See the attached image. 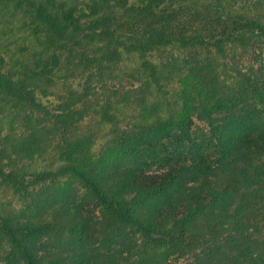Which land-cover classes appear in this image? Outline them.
Instances as JSON below:
<instances>
[{"label":"trees","instance_id":"16d2710c","mask_svg":"<svg viewBox=\"0 0 264 264\" xmlns=\"http://www.w3.org/2000/svg\"><path fill=\"white\" fill-rule=\"evenodd\" d=\"M189 1L162 9L163 0H0L24 16L42 46L36 61L17 65L18 78L0 72L1 120L28 133L6 139L0 163L12 155L58 158L41 171L0 165V186L24 202L38 187L56 188L25 212L0 203V264H178L192 254L188 264H264V0ZM49 50L100 76L106 64L135 55L149 81L135 77L141 85L116 90L121 101L149 112L154 87L175 97L182 113L163 119L155 108L152 121L124 127L118 101L93 106L88 84L51 109L39 101L53 87L42 58ZM161 51L171 52L179 76L187 70L179 86L153 62ZM92 114L106 128L102 136L79 126ZM197 116L209 123V140L190 161L153 171L158 157L147 145Z\"/></svg>","mask_w":264,"mask_h":264},{"label":"rangeland","instance_id":"374dc122","mask_svg":"<svg viewBox=\"0 0 264 264\" xmlns=\"http://www.w3.org/2000/svg\"><path fill=\"white\" fill-rule=\"evenodd\" d=\"M147 0H145L146 2ZM197 0H190V5L196 3ZM130 4L141 5L144 0H129ZM165 2L162 9H169L174 6L172 0H163ZM90 13L89 10L83 9L82 14L86 17ZM26 19L23 15L14 11L12 6L0 8V72L4 75L9 74V76L18 78L20 76V63H32L36 61L34 55L38 54L42 50V46L39 45V40L32 35V31L29 27L24 25ZM86 18L82 19V23L87 24ZM28 24V22H27ZM249 37L255 38L254 34H248ZM90 51V50H89ZM87 51L88 56H92L93 53ZM174 53V52H173ZM251 53H247L245 57V62L249 61ZM101 57V55L96 54ZM174 58H179L176 53L173 54ZM210 58L214 60H221V58L211 52L209 54ZM44 62H47L46 72L48 77L53 79V87L49 96L39 97V101L51 109L60 105L64 102L65 97L69 91H77L78 93H83L86 85L92 87L90 101L93 106L99 107L104 100L108 99L111 102H117V111L115 112L117 116L122 120V125L124 127H133L134 124L142 125L146 121H152L155 113L154 109H158L160 113L159 117L167 118L174 114L175 116L180 115L181 109L176 106L175 97L168 95L164 97L160 94L154 87L151 88L152 95L147 97V102L149 105V112L142 113V108L136 103H131L129 105L123 103L119 96L116 94V90H121L123 87L125 89L131 88V85H141L137 82L135 77H139L143 80L149 81L146 74L139 76L138 73H143L141 69V64L135 55H122V60L119 65H114L113 67L106 64L103 76H100L97 67L93 69L86 68L75 70V65L67 63V55L64 52H54L49 50L44 53L42 57ZM171 52L161 51L157 57L153 58V62L160 67V70H164L166 75L171 78L170 87L179 86V79L185 78L188 75L187 70L183 69V75L179 76L178 70L174 68V61L171 60ZM43 62V63H44ZM19 66V70L18 67ZM12 67H14L12 69ZM18 70V73L16 72ZM89 77H92L89 80ZM123 93V92H121ZM120 93V94H121ZM81 104V103H80ZM82 105H78L76 108ZM156 112V111H155ZM0 123L4 120V114L0 115ZM32 117L34 119H44L39 112H35ZM1 118L3 120H1ZM170 118V117H169ZM5 121V120H4ZM1 124L3 127L0 129V149L6 146V139H17L18 137H25L28 133L26 132V125L20 126L16 131H11L5 122ZM7 121V119H6ZM99 118L95 115L86 117L85 120L80 122L79 126L93 127L97 131V135L101 136L105 132L103 125L98 124ZM22 122V121H21ZM46 124V123H45ZM189 130L191 137L188 138L183 133V131ZM210 138V125L206 121L200 119L198 116L194 118V121L189 126H184L178 129L170 137L156 141L153 144H148L147 148L151 149L157 157V161L153 164V171H162L163 167L170 162L172 164L182 163L184 161H190L192 159V154L196 149V145L202 143L204 140H209ZM108 140L104 136L102 138L97 137L96 145L94 146L95 151L99 150L100 147ZM154 146V147H153ZM8 147V145H7ZM152 153V154H153ZM57 158L56 152H50L49 155L43 157L36 156L32 159H22L18 161L16 155H12L10 159L0 163L5 169H9L14 163L19 165H26L29 169L34 171H41L44 168L50 167L55 163ZM153 156L150 157V160ZM58 159V158H57ZM79 187L78 184L75 185ZM55 187H38L35 190L34 197L28 201H22L18 196L14 195L9 189L0 186V203L6 209L25 212L30 206H34L36 201H41L51 197L55 193ZM83 191H80L82 194ZM139 236V234H137ZM194 260L193 254L180 260L178 264H188Z\"/></svg>","mask_w":264,"mask_h":264}]
</instances>
